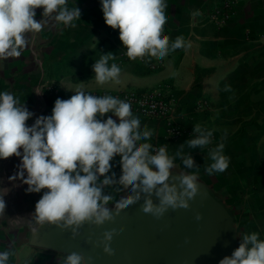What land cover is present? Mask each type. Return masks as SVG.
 Listing matches in <instances>:
<instances>
[{"label": "crops", "instance_id": "obj_1", "mask_svg": "<svg viewBox=\"0 0 264 264\" xmlns=\"http://www.w3.org/2000/svg\"><path fill=\"white\" fill-rule=\"evenodd\" d=\"M220 0H167V22L170 41L182 36L190 47L177 49L163 60L148 58L130 60L119 39V30L105 24L100 0H68V6L81 11L75 27L57 25L49 20L42 31L26 33L27 46L19 57L0 60V92L17 96L34 116L26 121L32 126L41 115L52 114L55 100L69 99L76 89L95 94L104 91H168L177 99L175 123L185 131L177 141H169L166 125L142 116L154 135L150 143L167 144L170 154L188 140L195 124L213 130V144L223 140L224 154L230 158L223 173L208 175L204 170L208 149H189L197 166L198 182L206 185L235 219L238 236L258 232L264 240V0H241L236 16L223 28L209 23L205 14ZM37 21L42 8L35 10ZM201 16H199V14ZM111 52L121 68L119 83H96L92 65L101 54ZM161 62L153 70L152 63ZM225 85L231 90L225 91ZM55 89V91H53ZM210 105L207 113L195 111L198 101ZM111 113L105 114L106 119ZM113 119H117L113 116ZM22 151V150H21ZM120 157L116 156L112 172L121 175ZM21 158L0 159V188L10 191L4 200L5 215L0 216V252L11 249L9 264H61L66 254L40 246L42 236L55 225L46 224L32 232L31 215L43 195L27 193V185L9 177L18 172ZM172 174L184 169L181 161ZM111 173H109L110 175ZM109 207L128 194L122 186ZM21 218V219H17Z\"/></svg>", "mask_w": 264, "mask_h": 264}, {"label": "clouds", "instance_id": "obj_2", "mask_svg": "<svg viewBox=\"0 0 264 264\" xmlns=\"http://www.w3.org/2000/svg\"><path fill=\"white\" fill-rule=\"evenodd\" d=\"M105 24L119 30V39L130 60L156 58L163 60L177 49L190 47L182 36L170 41L163 35L167 22V0H100ZM42 8V19H35L36 9ZM199 14V13H198ZM81 11L69 7L68 0H0V60L19 57L27 46L26 33H38L49 20L57 25L75 27ZM111 52L101 54L92 65L97 84L119 83L121 68ZM225 91L231 86L225 85ZM111 113L106 119L105 114ZM34 116L25 103L14 94L0 92V159L21 158L18 172L9 177L19 178L27 185V193L43 195L35 204L29 220L33 233L46 224L61 230H71L72 238L79 235L85 224L97 227L114 222L127 207L143 200L141 211L156 219L170 209H189L190 201L200 193V166L185 153L199 148L207 151L204 170L208 175L227 170L230 158L224 154L223 140L213 144V130L197 123L191 137L170 154L168 145L156 147L151 141L153 130L141 127L131 103L112 95H93L76 89L69 99L57 98L49 116H39L32 126L26 121ZM113 116L117 119H113ZM22 150V151H21ZM119 156L121 175L112 172L113 159ZM179 159L184 169L173 175ZM109 173H111L109 175ZM122 186L128 194L109 207L115 197L106 188L119 192ZM10 189L0 188V216L5 215L4 196ZM153 197L156 198L154 202ZM21 219V218H17ZM200 221L202 215L197 213ZM119 231H123L121 228ZM117 229L105 231L98 242L105 254ZM239 246L219 264H264V240L258 232L244 233ZM11 249L0 252V264H9ZM83 254L67 253L61 264H91Z\"/></svg>", "mask_w": 264, "mask_h": 264}, {"label": "water", "instance_id": "obj_3", "mask_svg": "<svg viewBox=\"0 0 264 264\" xmlns=\"http://www.w3.org/2000/svg\"><path fill=\"white\" fill-rule=\"evenodd\" d=\"M198 183L200 193L187 210L170 209L156 219L141 211V200L122 210L114 222L99 227L85 223L75 238L70 229L55 226L42 236L40 246L61 254H83L92 258L91 264H219L238 247L235 219L206 185ZM197 213L202 215L200 221L195 219ZM111 229L118 234L109 256L98 242Z\"/></svg>", "mask_w": 264, "mask_h": 264}, {"label": "built area", "instance_id": "obj_4", "mask_svg": "<svg viewBox=\"0 0 264 264\" xmlns=\"http://www.w3.org/2000/svg\"><path fill=\"white\" fill-rule=\"evenodd\" d=\"M240 2L241 0H220L210 12L205 14V17L208 22L213 23L218 28H223L236 16ZM261 37L264 40V34ZM105 94L130 102L134 115L165 124L169 141H177L184 135L174 122L178 103L170 92L161 90L142 92L124 90L115 92L104 91L93 95ZM197 107L200 112H204L208 109V104L201 101Z\"/></svg>", "mask_w": 264, "mask_h": 264}, {"label": "rangeland", "instance_id": "obj_5", "mask_svg": "<svg viewBox=\"0 0 264 264\" xmlns=\"http://www.w3.org/2000/svg\"><path fill=\"white\" fill-rule=\"evenodd\" d=\"M199 16H201V14H199ZM210 23V22H209ZM213 24V23H212ZM217 27V26H216ZM218 28V27H217ZM220 29V28H219ZM163 35H167L168 37H169V32H168V30H167V28L166 27H164V32H163ZM139 59V58H138ZM162 64H161V62H156V63H152L151 64V68L153 69V70H155V69H157V68H159V66H161ZM201 101H203V100H201ZM201 101H198L197 103H196V105H195V111L196 112H198V113H202V114H204V113H207V112H209V110L211 109L210 108V105L208 104V109L206 110V111H204V112H200L197 108V106H198V103L199 102H201ZM203 102H205V101H203ZM174 122H175V118H174ZM176 124V123H175ZM176 126H177V124H176ZM178 127V126H177ZM179 128V127H178ZM180 130H182L181 128H179ZM182 132H183V134L185 135V131H183L182 130ZM235 228H236V226H235ZM237 238H238V236H237Z\"/></svg>", "mask_w": 264, "mask_h": 264}]
</instances>
